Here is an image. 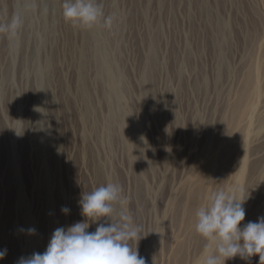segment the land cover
I'll use <instances>...</instances> for the list:
<instances>
[{
    "label": "rangeland",
    "instance_id": "obj_1",
    "mask_svg": "<svg viewBox=\"0 0 264 264\" xmlns=\"http://www.w3.org/2000/svg\"><path fill=\"white\" fill-rule=\"evenodd\" d=\"M64 2L0 0V23L23 16L15 39L0 34V264L43 254L57 228L84 221L82 194L108 183L122 187L124 210L142 229L145 264H202L195 214L213 193L248 197L241 228L264 217L254 0H98L115 18L94 29L116 92L85 30L65 22Z\"/></svg>",
    "mask_w": 264,
    "mask_h": 264
},
{
    "label": "clouds",
    "instance_id": "obj_2",
    "mask_svg": "<svg viewBox=\"0 0 264 264\" xmlns=\"http://www.w3.org/2000/svg\"><path fill=\"white\" fill-rule=\"evenodd\" d=\"M62 15L73 28L86 30L100 24L110 29L115 20L105 15L98 0H65ZM22 26L23 16L16 13L8 22L0 23V34L15 39ZM247 198L237 199L231 191L220 190L196 212L195 232L206 241L202 264H225L237 257L247 261L254 256L259 257V264H264V217L240 227L245 220L243 205ZM127 203L122 187L116 183L82 194L79 207L84 221L67 230L57 228L43 254L33 253L18 264H145L137 251L142 229L124 210ZM61 212L67 215L70 210L65 207ZM101 219L105 223H100L95 232L87 231L90 224ZM27 231L35 234V229ZM6 255V250L0 251V260Z\"/></svg>",
    "mask_w": 264,
    "mask_h": 264
},
{
    "label": "bare ground",
    "instance_id": "obj_3",
    "mask_svg": "<svg viewBox=\"0 0 264 264\" xmlns=\"http://www.w3.org/2000/svg\"><path fill=\"white\" fill-rule=\"evenodd\" d=\"M254 3H255V7H252L253 8V22H255V25L258 28V31L256 32V35H255V40L260 41V46H261L262 44H264V0H254ZM214 22L221 24L223 27H225L227 29L228 25L226 24V21L217 19ZM84 30H85L84 31L85 37L92 44V46H94V48H95L94 51H95L96 58L98 60L97 63H99V64H97V65H99L98 72L100 70V74H103L104 77H107L110 80V82L112 83L111 90H112V92H116L119 88V80L116 79V77L114 76L113 67H112V64L108 58V54H107L106 49L102 46L101 40L97 36L94 28L91 30H86V29H84ZM252 85H250L253 87V88L251 87V90H252L251 92L258 94L260 85H254V84H252ZM242 99H244V98H242ZM243 101H245V100H243ZM243 101H242V106H243ZM252 104H255V103L248 104L247 108L246 107H244V108H246L247 110L249 109V111L251 112L254 109ZM255 109H256V107H255ZM243 112L244 111H240V114L242 115ZM251 114H252V112H251ZM244 115H246V114H243L242 116H244ZM241 159H242L241 163L243 164L242 168H244L245 157H241Z\"/></svg>",
    "mask_w": 264,
    "mask_h": 264
}]
</instances>
